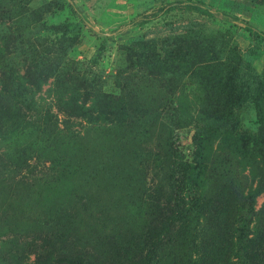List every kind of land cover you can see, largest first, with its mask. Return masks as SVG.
I'll return each instance as SVG.
<instances>
[{"label":"rangeland","instance_id":"obj_1","mask_svg":"<svg viewBox=\"0 0 264 264\" xmlns=\"http://www.w3.org/2000/svg\"><path fill=\"white\" fill-rule=\"evenodd\" d=\"M0 107V264H264V0H0Z\"/></svg>","mask_w":264,"mask_h":264},{"label":"trees","instance_id":"obj_2","mask_svg":"<svg viewBox=\"0 0 264 264\" xmlns=\"http://www.w3.org/2000/svg\"><path fill=\"white\" fill-rule=\"evenodd\" d=\"M5 91V89H4ZM12 108H8V109H3L0 107V124L2 125H12V123L14 122L15 119H17V117L19 118L20 116H18V114H16L15 112L12 111ZM230 117L234 116V109L232 108L229 111L228 114ZM232 128H234V125L231 126ZM211 127H209L208 129H210ZM195 142L197 144V149H200L202 147V138L201 136L197 133L195 136ZM178 214L175 216V220L176 218L179 219L180 217H182L184 215V208L183 210H177ZM180 221V219H179ZM174 222V221H173ZM176 224V221L174 222V225ZM165 228H169V227H165ZM264 235V234H263ZM261 235V236H263ZM260 236V237H261ZM259 240L257 238H251V235H246L243 237L242 239V243H243V249H251L253 251H255V246L254 244H257ZM45 257H38L36 262L41 263V264H59V262L57 261L58 259L62 260V262H66L67 264H98L100 261L98 258L93 259V256L90 254H84V255H69V256H62V255H55L52 260L45 262ZM153 260V249L151 248L150 251H148L146 260L142 263H130V264H149L150 261Z\"/></svg>","mask_w":264,"mask_h":264}]
</instances>
